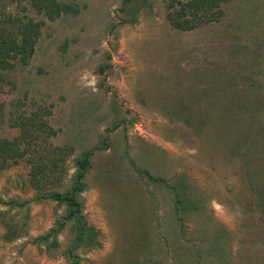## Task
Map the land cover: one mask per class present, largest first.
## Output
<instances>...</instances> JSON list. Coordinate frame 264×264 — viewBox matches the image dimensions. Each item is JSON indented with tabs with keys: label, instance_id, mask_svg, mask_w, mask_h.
<instances>
[{
	"label": "rangeland",
	"instance_id": "374dc122",
	"mask_svg": "<svg viewBox=\"0 0 264 264\" xmlns=\"http://www.w3.org/2000/svg\"><path fill=\"white\" fill-rule=\"evenodd\" d=\"M0 12L6 33L32 26L0 78V138L18 148L0 160V264H264V0ZM84 151L66 219L39 196L68 191Z\"/></svg>",
	"mask_w": 264,
	"mask_h": 264
},
{
	"label": "trees",
	"instance_id": "16d2710c",
	"mask_svg": "<svg viewBox=\"0 0 264 264\" xmlns=\"http://www.w3.org/2000/svg\"><path fill=\"white\" fill-rule=\"evenodd\" d=\"M2 13L0 12V78H1V72L2 70L6 69V66L8 65V59L13 58L16 53L18 52H23L22 45H25L26 43H30V32L32 31V26L30 24L31 20L27 19L26 22H19L17 18L13 20V25L16 24V29L15 32L8 31L9 33H6V29L8 28L5 23V19L2 18ZM5 24V26H3ZM175 25L177 27H189V26H183L182 24H178L175 22ZM18 36L19 41L17 42L14 38ZM20 42V43H19ZM20 45V46H19ZM19 47V48H18ZM11 54H9V52ZM6 57V58H5ZM8 58V59H7ZM10 65V64H9ZM8 65V66H9ZM19 119V118H18ZM20 122L18 124V128L20 132H25L28 131L30 128V124L28 122L30 121V118H23L22 120L19 119ZM26 135V134H25ZM8 143V144H6ZM17 145L15 143H9L5 138H0V160H1V165L3 162L6 160V158L9 157H14L16 158L17 156ZM95 149V148H93ZM91 149V151L93 150ZM6 154V155H4ZM90 152L89 151H84L82 156H79L76 159V166H77V171L74 175V183L71 185L70 189L65 192H57V191H49L45 194H42L39 196V198H44V199H52L54 201L62 202L66 205L67 207V213H66V219L70 217H76L80 216V204L79 201L75 197V193L79 190L82 189V176L84 173V170L88 166V156ZM34 173H41L40 170L35 169L33 171ZM43 177V176H39ZM28 200H23L17 205H23L26 203ZM64 221L59 222V227L62 226ZM83 232V228L80 227L79 231L75 234L74 237V244L71 248H69V254L72 257H75L71 252L74 248L78 246V242L80 240V236ZM71 264H76V260H73Z\"/></svg>",
	"mask_w": 264,
	"mask_h": 264
}]
</instances>
